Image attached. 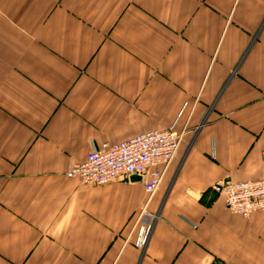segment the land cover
<instances>
[{
    "label": "crops",
    "instance_id": "obj_1",
    "mask_svg": "<svg viewBox=\"0 0 264 264\" xmlns=\"http://www.w3.org/2000/svg\"><path fill=\"white\" fill-rule=\"evenodd\" d=\"M171 128L149 203L144 177H67ZM263 178L264 0H0V264H264V212L213 190Z\"/></svg>",
    "mask_w": 264,
    "mask_h": 264
},
{
    "label": "built area",
    "instance_id": "obj_2",
    "mask_svg": "<svg viewBox=\"0 0 264 264\" xmlns=\"http://www.w3.org/2000/svg\"><path fill=\"white\" fill-rule=\"evenodd\" d=\"M183 138V132L171 128L145 133L118 144L106 143L95 148L85 161L73 165L67 177L87 187L144 177L149 203L162 186ZM213 190L225 197L227 210L235 215L249 218L254 213L264 212V178L246 182L226 180L215 185ZM148 203L141 209L136 223L140 231L137 246L141 249L146 247L159 219L157 214L148 211Z\"/></svg>",
    "mask_w": 264,
    "mask_h": 264
}]
</instances>
